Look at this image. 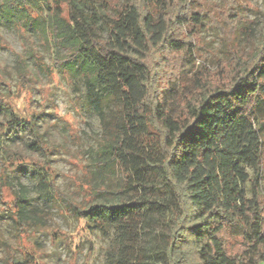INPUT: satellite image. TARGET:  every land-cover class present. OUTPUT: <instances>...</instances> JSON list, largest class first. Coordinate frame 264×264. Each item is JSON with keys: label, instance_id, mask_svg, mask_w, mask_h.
I'll use <instances>...</instances> for the list:
<instances>
[{"label": "trees", "instance_id": "16d2710c", "mask_svg": "<svg viewBox=\"0 0 264 264\" xmlns=\"http://www.w3.org/2000/svg\"><path fill=\"white\" fill-rule=\"evenodd\" d=\"M241 8L240 0H0V22L27 46L12 53L13 88L0 71V202L5 192L11 197L17 235L37 224L28 223L33 209L19 177L27 170L77 223L109 240L107 264H264V34L255 44ZM209 26L229 53L214 68L195 65ZM35 36L54 48L50 63ZM69 68L83 78L100 121L106 110L115 118L98 140L96 164L120 175L118 202L94 201L103 184L81 182V201L65 195L40 131L42 111L22 115L11 102L33 91V70ZM19 128L41 160L6 136ZM153 219L164 232L150 252L142 233Z\"/></svg>", "mask_w": 264, "mask_h": 264}, {"label": "rangeland", "instance_id": "374dc122", "mask_svg": "<svg viewBox=\"0 0 264 264\" xmlns=\"http://www.w3.org/2000/svg\"><path fill=\"white\" fill-rule=\"evenodd\" d=\"M98 1V0H94ZM208 5L220 4L222 0H205ZM241 15L251 21L248 27L252 30V39L259 43L264 34V0H240ZM81 7L87 9L85 4ZM106 36L105 32H102ZM0 71L6 84L13 88L16 80L13 51L26 53L27 46L13 27L0 22ZM38 49L42 52L46 63L54 55V48L35 36ZM251 50L246 47L245 56ZM228 51L222 43V32L207 27L200 34L197 49L196 66L214 68L218 60H225ZM4 68V69H2ZM126 64L119 67L125 70ZM35 86L32 92L21 91L13 97L18 112L27 115L30 111H42L40 131L48 141L51 151L50 166L54 170L57 187L68 197L81 201L83 192L80 183L90 186L105 185L106 192L98 193L94 201L97 203L118 202L119 188L122 179L115 170L105 171L96 164V148L98 140L108 136L112 131L115 118L106 110L107 119L102 123L86 101V88L83 78L72 68L68 72L55 70L53 75L34 71ZM5 89L4 85L0 86ZM10 101V100H9ZM7 137L21 146L22 150L32 158L41 160L38 152L30 151L24 143L29 140L27 129L19 128L17 132H6ZM261 187L264 192V150L262 153ZM27 187L29 208L28 223L37 222L26 234L17 235L7 209L11 197L4 193L0 202V264H8L10 258L18 264H107L106 250L109 240L98 230L84 227L77 223L60 202L49 199L36 185L34 176L23 171L19 176ZM55 232V235H53ZM163 225L150 220L142 233V245L147 251H154L162 245L161 233ZM53 233V234H52Z\"/></svg>", "mask_w": 264, "mask_h": 264}]
</instances>
